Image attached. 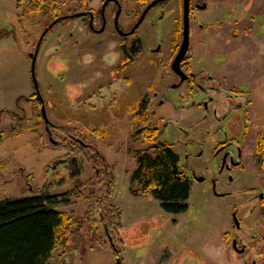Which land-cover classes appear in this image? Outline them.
Masks as SVG:
<instances>
[{
  "label": "rangeland",
  "instance_id": "374dc122",
  "mask_svg": "<svg viewBox=\"0 0 264 264\" xmlns=\"http://www.w3.org/2000/svg\"><path fill=\"white\" fill-rule=\"evenodd\" d=\"M102 1L61 0L52 13L43 5L40 12H30L19 0H0V133L4 137L0 143V201L73 193L70 203L55 206L67 213L72 224L50 264H117L114 248L123 264H239V254L226 248L223 241L224 232L232 229L235 206L232 198L215 193L214 182L217 193L236 190L235 198L243 184L237 181L230 185L228 180L222 184L213 157V134L223 126L229 136L251 150L257 135L264 136V0H208L210 9L202 20L213 21L218 10L220 20H236L234 26H242L241 30L247 27V37L237 33L229 51L224 50L227 44H218L210 33L200 36L201 44L194 35L191 37L192 49L202 51L193 62L195 71L205 73L201 83L208 80L210 86L235 89L251 99L249 105L233 109L223 123L215 125L213 113L220 104L203 106L205 94L197 82L173 89L179 82L172 74L173 61L151 62L143 55L144 49L135 59H124L116 56L114 48L110 54L107 47L105 61L98 56L93 60L85 57L86 45L73 47L67 35L61 37L63 43L57 37L51 40L68 29L70 22L79 20L61 22L43 40L36 61L40 93L52 122V141L33 85L29 54L35 53L43 31L58 15L82 4L96 8ZM121 2L123 22L129 13L134 17L138 5L137 0ZM170 8L165 9L164 19L150 14L145 21L142 30L149 28L153 36L149 42L154 40L156 28L165 44L173 39L174 10ZM229 13L236 16L227 19ZM232 30L229 27L226 32L231 35ZM57 48L60 51L56 53ZM213 93L219 96L217 91ZM161 99L166 102L160 104ZM139 102H150L152 107L147 126L134 119ZM144 127L159 130L158 141L172 145L192 180L185 213H166L153 196L136 194L137 185L132 183L138 167L135 154H151L152 146ZM61 128L73 129L69 134L76 136L67 135ZM69 154L73 156L70 160ZM100 157L116 178L111 194L107 191L112 176L106 177ZM72 158H76L81 172L78 177L70 175L69 169L74 170ZM89 158L95 159L96 167ZM255 184L258 182L247 186ZM114 214L119 228L112 222L116 221ZM261 237L256 239L260 246L264 244ZM260 246L254 249L250 262L262 264L264 248Z\"/></svg>",
  "mask_w": 264,
  "mask_h": 264
},
{
  "label": "flooded vegetation",
  "instance_id": "af4514ba",
  "mask_svg": "<svg viewBox=\"0 0 264 264\" xmlns=\"http://www.w3.org/2000/svg\"><path fill=\"white\" fill-rule=\"evenodd\" d=\"M168 1L170 2L167 3ZM137 5L138 10L134 17L131 18L132 15L129 13L123 22L121 21L123 14L121 0H103L102 4L96 8H88L86 4L78 5L69 10L67 14L58 15L55 21L49 24L43 31L41 37L43 36L44 40L63 21L79 20L78 23L77 21L70 22L68 29H65L60 34H56L51 40L57 37L59 43H63L61 37L67 35L71 39L73 47L80 44L86 45L88 51L85 53V57H93V60H98L96 59V56H98L99 59L105 61V56L109 51L106 50L105 52L107 47L111 50L110 54H112V49L114 48L116 56L118 57L120 54L124 59H135V57L142 54L144 49L143 55H148L147 57L151 62L154 59H160V61L162 59L164 62L173 61L172 74L179 79L178 84L172 86L173 89L181 87L185 83L197 82L199 91L205 94V99L202 100L203 106L208 108L211 102L222 106L219 105L216 107L217 109H214L213 115L216 121L213 125L215 123H223L233 109L250 104L251 99L247 94L237 92L235 89H226L222 86L219 88L210 86L208 80V82L205 81L206 84L201 83L200 79L204 78L205 73L195 71L191 63L199 52H202L200 48L197 50L192 49L191 37L193 35L194 39L197 40V44H201L204 41H202L200 36L205 34L204 32L210 33L216 38L218 44H227L228 46L226 45L227 47L224 50L229 51L232 45L235 44L233 42L237 39V33L242 32L247 37V27L241 30L242 26L237 28L234 26L238 23L236 20L227 22L220 20L218 10L214 11L213 21L202 20L201 16L204 17L210 9L208 0H137ZM168 5L171 7L169 11L171 9L174 10L172 15L175 26L173 39L171 42H166L165 44L159 38L156 32L158 28H156L154 40H151L152 43L154 42L152 46L149 39H152L153 36L149 32V28L142 30V27L150 14L152 16L158 15L159 20L164 19L167 16L165 9ZM186 6H188L187 16ZM223 16L226 17L225 14H222V18ZM234 16L236 15L229 13L227 19H231ZM55 22L56 24H54ZM186 22H188L190 36L189 48L180 66L184 74V79H182L183 77L174 71L173 63L184 43ZM52 24H54L53 27H51ZM229 27H233L231 35L226 32ZM194 28H196L195 31ZM238 29L239 31H237ZM119 37L122 38L120 43L118 41ZM240 41L243 42L244 39ZM102 46L103 48H101ZM58 51L60 50L57 48L56 53ZM96 51L98 52L95 53ZM99 52H102V54H99ZM92 59L90 60L91 62H93ZM167 74L169 75V71H167ZM209 76L212 79V75ZM215 91L219 93V96L213 93ZM154 94L153 96L156 97V92ZM165 102V100H160V104ZM148 103L150 104V102ZM247 119V123L249 121L251 125L250 119ZM168 123L170 124V122ZM227 133V129L221 126L213 134V143H215L213 157L217 160L218 173L222 179V184H227V180L230 185L241 181V184H243L241 187L244 190L239 188L241 190L238 191L239 195L235 198L234 196L237 194L236 190L229 189L223 193H217L216 182H214L215 193L220 197L232 198V206H235L231 211L232 229L224 232L225 239L223 241H225L226 248L231 247L239 254L241 259L239 264H257L256 262H250V256L253 254L254 249L260 246L256 242V239L262 236L261 238L264 240V231H262L264 229V147L259 146L258 142L259 136L263 138L264 136L261 133L257 135L254 149L251 150L250 147L243 148V145L236 138L229 136ZM206 134H209V131ZM231 146L235 148L232 149ZM259 161H261L260 164L258 163ZM198 179L204 180L202 177H197ZM256 182L258 184L252 187L247 186ZM239 203L241 207H238ZM260 247L264 248V244L262 243ZM186 264L191 263L187 262ZM262 264H264V259L262 260Z\"/></svg>",
  "mask_w": 264,
  "mask_h": 264
},
{
  "label": "trees",
  "instance_id": "16d2710c",
  "mask_svg": "<svg viewBox=\"0 0 264 264\" xmlns=\"http://www.w3.org/2000/svg\"><path fill=\"white\" fill-rule=\"evenodd\" d=\"M60 1L19 0V3L28 5L30 12H40L39 7L43 5L46 10L55 13L57 11L55 5L58 6ZM151 108L148 102H140L135 121L147 126L151 117ZM61 130L67 135L74 131L71 128H61ZM144 132H146L145 136H149L152 141L151 154L140 152L135 154L138 167L133 173L132 183L137 185L136 194L153 196L161 202V207L166 213L179 215L187 212L192 180L183 171L180 156L173 150L171 144L158 141V129L152 130L150 127H144ZM69 136L75 137L76 135L69 134ZM3 139L0 133V143ZM258 142L259 146L264 147L262 136H259ZM70 157L73 156L69 154L68 160ZM100 158H102L100 164H104L106 177L112 176L108 181L110 187L107 191L111 194L116 186V178L111 175V169L104 158ZM89 160L91 165L97 166L94 158H89ZM70 165L74 167V170L69 169L70 175L80 176L81 172L76 158H72ZM96 169L99 171L98 167ZM60 183L63 185L64 180L62 179ZM72 196L73 193L68 192L60 195L39 194L1 200L0 264H50L54 252L64 243L72 224V219L67 213L58 211L55 206L70 203ZM116 217L117 215L114 214L115 219ZM112 222L116 228H119L117 219L116 221L113 219Z\"/></svg>",
  "mask_w": 264,
  "mask_h": 264
},
{
  "label": "water",
  "instance_id": "95a60500",
  "mask_svg": "<svg viewBox=\"0 0 264 264\" xmlns=\"http://www.w3.org/2000/svg\"><path fill=\"white\" fill-rule=\"evenodd\" d=\"M187 14H188V6H186V16H187ZM54 24H56V22ZM54 24H52L51 27H53ZM189 36H190L189 26H188V22H186L184 43L182 45V48H181L177 58L175 59V61L173 63L174 71L178 75L182 76L183 77L182 79H184V74L181 71L180 66H181V62L183 61V59H184V57L188 51V48H189ZM42 40H43V36L40 38V41L37 45L35 53L30 54V58L32 59V79H33V83L35 85L37 100L41 103V114H42V118H43V121L45 124V128L48 131V133L50 134L51 140L54 141L53 137L51 136V130H50V127L52 126V122L50 121V119L48 117L46 105H45L44 99L40 93L39 82H38V79L36 76V61H37V57H38V53H39V49H40ZM198 180L202 181V179H198ZM115 252L117 253L118 250L115 249ZM116 262H117V264H123L122 259H121L119 254H116Z\"/></svg>",
  "mask_w": 264,
  "mask_h": 264
},
{
  "label": "crops",
  "instance_id": "0c3cea01",
  "mask_svg": "<svg viewBox=\"0 0 264 264\" xmlns=\"http://www.w3.org/2000/svg\"><path fill=\"white\" fill-rule=\"evenodd\" d=\"M193 62H194V60L192 61V66H193ZM31 77H32V71H31ZM183 169V168H182Z\"/></svg>",
  "mask_w": 264,
  "mask_h": 264
},
{
  "label": "bare ground",
  "instance_id": "6f19581e",
  "mask_svg": "<svg viewBox=\"0 0 264 264\" xmlns=\"http://www.w3.org/2000/svg\"><path fill=\"white\" fill-rule=\"evenodd\" d=\"M113 248H114V246H113ZM114 251H115V248H114ZM115 253H116V252H115ZM116 254H119V253L117 252Z\"/></svg>",
  "mask_w": 264,
  "mask_h": 264
}]
</instances>
